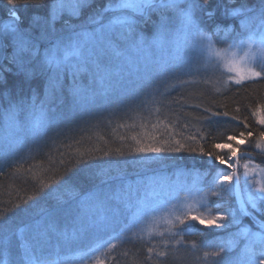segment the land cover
I'll use <instances>...</instances> for the list:
<instances>
[{"label": "snow or ice", "instance_id": "1", "mask_svg": "<svg viewBox=\"0 0 264 264\" xmlns=\"http://www.w3.org/2000/svg\"><path fill=\"white\" fill-rule=\"evenodd\" d=\"M6 5L11 19L0 24V75L15 67L25 83L43 77L45 94H0V159L12 162L13 174L38 180L31 195L0 210V264H71L74 258L61 252L73 245L83 249L78 253L81 264H121V259L124 264H168L170 254L179 249L191 254V264H264V161L253 162L256 150L264 154V130L254 135L248 118L240 116L243 107L264 128V102L253 107L235 98L248 85L264 82V0H6ZM85 8L90 11L81 23L65 21L57 31L63 14L79 19ZM20 9L29 13L26 21ZM148 24L150 37L144 34ZM126 72H134L136 79L122 95L140 101L144 110L157 105L149 111L154 123L149 126L144 120L140 132L119 137L133 142L129 153H188L202 170L185 169L191 183L178 188L161 183L143 195L137 188V207L119 228L113 226L119 222L116 208L111 222L102 217L71 234L56 233L44 219L47 209L34 205L72 181L76 172H102L106 158L125 152L122 147H85V139L92 137L75 138L73 121L57 116L49 97L54 100L62 92L68 76L73 95H79L85 90L77 83L81 73L91 75L90 85L107 83L115 91L114 82H122ZM209 72L222 80L217 94L226 96L235 88L234 96L205 106L203 92L183 94L193 85L208 84L203 74ZM168 79L174 82L161 90ZM174 90L181 94L171 97ZM192 99L200 102L190 103ZM162 109H168L164 119ZM227 125L233 126L231 131ZM240 126L244 130L236 132ZM33 146L48 148L46 160L24 169L23 161L34 158ZM25 147L28 152L17 163ZM40 172L52 173L47 182L39 179ZM180 191L186 193L183 198L177 196ZM21 211L38 218L12 231L8 221ZM89 233L99 240L92 247L82 243ZM207 235L214 238L189 239ZM137 241L141 247L135 251L117 254L121 245Z\"/></svg>", "mask_w": 264, "mask_h": 264}, {"label": "trees", "instance_id": "2", "mask_svg": "<svg viewBox=\"0 0 264 264\" xmlns=\"http://www.w3.org/2000/svg\"><path fill=\"white\" fill-rule=\"evenodd\" d=\"M8 7L6 5V0L0 3V24L5 21L10 20L8 15ZM90 9L85 8L82 10L84 12L81 17L86 18ZM22 17L27 20L29 13L24 9H20ZM156 17H153L155 20ZM58 24H56L57 26ZM144 34H150L151 24L144 25ZM5 65L7 66L6 62ZM99 79V78H97ZM91 75L89 73H81L77 78V83L85 90L81 91L79 95H73L72 90V77L68 76L66 81H63V90L59 92L56 98L53 100L49 97L50 106L53 108L55 114L64 120L73 121L74 125L78 129L75 133V138H80L81 136H91V141L85 139L84 146L96 147L99 146L103 150L107 151L109 148L115 149L117 147H122L125 156L123 157H111L106 158L108 162L102 165L103 171L100 172L97 169H85L76 172L75 177L68 184L62 186L56 193L52 196L44 197L38 205H34V209H39L43 207L47 209V215L44 217L45 221H49L55 229L56 233H61L63 228L69 226L72 221V215L74 210H79L78 205L75 203L86 194L94 191L98 196L108 197L115 191L124 190L128 186L135 184L136 182H141L144 178L150 174H158L162 179L163 184H168L173 181H182L186 178L183 175V171L188 168H201V164L198 160H193L190 158L188 153L184 154H168V153H147V154H136L129 153L128 145L133 142L126 140L121 142L119 140L120 136L130 137L135 132H140L141 129L139 125L144 120H149L150 124L155 122V116L149 119V111H151L157 105H152L149 109H142L140 101L126 99V104L121 105L120 108L116 107V91H124L130 86H132V75L129 76L127 72L125 73L124 79L120 83H115V91L108 88L107 83L103 86L97 82L95 85H90ZM0 83L4 86L0 87V94L11 92L13 96H26L31 97L33 92H36L43 98L45 94V81L43 77L35 78L31 83H25L23 77L16 70L15 67H10L6 73L0 75ZM166 85H170L165 81ZM173 83V82H172ZM217 85L203 84L199 83L193 85L185 90L183 94L187 95L189 92H203V99L205 106H209L211 101L216 100L219 102H224L226 97H233L235 93V88L232 91L226 93V96H221L215 92ZM181 94L180 90H174L171 92V97H177ZM242 101L243 104H251L255 107L257 102H264V82L258 84H250L247 86V91L245 89L240 90V95L235 97ZM106 103L102 106L101 103ZM198 99L190 100V103H198ZM6 106V105H5ZM235 107L234 104L229 106V110ZM168 109H162L160 118L164 119L165 113ZM176 111V109H172ZM192 112V109H188ZM181 115V123L184 122L183 115ZM199 113L193 112V115H198ZM241 119L245 117L248 118L249 130L254 132V135H258L260 131L264 130L261 126L257 125L255 119L251 116L249 111L242 110L240 112ZM173 117L169 116V120ZM124 124L128 127L120 128L118 125ZM135 124L136 127H130ZM229 131L232 130V125L226 126ZM0 130H3V123L0 121ZM181 129L177 127V131ZM244 130L242 126L236 127L235 131L239 132ZM227 134V133H226ZM104 137V140H100L99 137ZM104 141H107L105 144ZM253 145L255 140L252 141ZM252 151V149H246ZM48 151V148L41 146L39 150L33 146V156L32 159H27L23 161V168L28 169L30 165H33L39 161H45L46 157L44 153ZM28 148L25 147L19 152L17 157V163H19L20 157L27 154ZM259 150L254 152L253 161L256 163H262L264 161V154L258 156ZM194 155V154H193ZM151 157V159H143V157ZM0 166L3 167L4 175H0V210L4 208H11L13 204L16 203L19 198H27L31 195L38 184V180L33 182L31 177L27 173L13 174L12 162L5 164L3 159H0ZM202 170V168H201ZM39 171V170H37ZM181 175V177H178ZM52 173L40 172L39 179H43L47 182V178ZM190 177L187 178V180ZM136 181V182H134ZM138 187V185H135ZM47 191V190H45ZM58 197V198H57ZM33 217L29 213L17 212L16 215L10 218L8 224L12 231H16L23 227L24 223L29 222ZM214 237L212 235L200 236V237H189V239H196L200 241H211ZM57 243V235L54 234L52 238V244ZM141 247L139 241L135 244H123L117 249V254L122 253L125 249H131L135 251L136 248ZM131 255V253H130ZM0 257V260H3ZM121 264H124L123 259H121Z\"/></svg>", "mask_w": 264, "mask_h": 264}, {"label": "rangeland", "instance_id": "3", "mask_svg": "<svg viewBox=\"0 0 264 264\" xmlns=\"http://www.w3.org/2000/svg\"><path fill=\"white\" fill-rule=\"evenodd\" d=\"M84 12H81V15ZM86 17V16H85ZM84 18L80 16L79 19L75 17H70L68 13L63 14L61 18H59L56 22L58 24L56 26L57 31L59 32L62 29V26L65 24V21H67L69 24H79L82 22ZM152 34V33H151ZM146 36L150 37V34H145ZM205 78L209 79V84L217 85L218 87H221L222 80L219 76V74H213L211 72L203 74ZM136 79V74L132 73V81ZM180 79H187V77H180ZM168 83L174 82L171 79L167 80ZM166 86V83H162L160 85L161 90L164 89ZM131 87V86H130ZM123 91H116L117 101H116V107L120 108L121 105L126 104V97L122 95ZM136 101V100H135ZM102 106H105L106 103L102 102ZM150 126V122H149ZM149 130L150 127H149ZM4 130H0V137H3ZM258 156L260 155L257 153ZM264 159V158H262ZM254 162V161H253ZM256 163V162H254ZM241 164H243V161H241ZM261 164V163H256ZM264 166V165H262ZM223 167V166H221ZM178 177H181L178 173ZM192 177H190L187 181H173L171 183L165 184L169 186L170 188H178L181 185H183L185 182L191 183ZM136 182V181H134ZM162 183V179L158 174H148L143 181L136 182L130 185L131 191L129 192V186L124 190L115 191L108 197L98 196L94 191H92L89 194H86L85 196L81 197L75 205H78L79 210H74V213L72 215V221L69 224V226H66V228H63L61 230V233L67 232L68 234H71L74 230L79 229L82 225L87 226L88 223H90L93 220H99L102 217L106 218L109 222L112 221L113 216V209L119 208V216H118V223L113 224L114 227L119 228L123 225L125 222L126 217H130L132 212L135 211L137 207V197H136V190L137 188L140 189V194L143 195V192L146 189H149L151 187H159V185ZM135 185H138L136 187ZM185 192L180 191L177 193L178 198H183L185 196ZM117 197H119V200H117ZM171 203H175V201H171ZM49 223V221H48ZM110 234V233H109ZM102 239L105 238L104 236L101 237ZM99 240H97L94 236V234L89 233L87 234L83 240L82 243L88 247L94 246L96 243H98ZM158 242V239H157ZM56 243L53 245L55 246ZM146 247V246H145ZM83 249L77 245H73L72 247L68 249H64L61 252V255H67L71 256L74 259L72 260L71 264H81V261L79 259L78 253L82 251ZM192 257L191 254L188 253L184 249H179L178 251H174L170 254L168 258V264H191Z\"/></svg>", "mask_w": 264, "mask_h": 264}]
</instances>
